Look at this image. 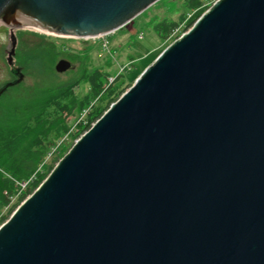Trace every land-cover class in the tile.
<instances>
[{
    "label": "water",
    "instance_id": "obj_1",
    "mask_svg": "<svg viewBox=\"0 0 264 264\" xmlns=\"http://www.w3.org/2000/svg\"><path fill=\"white\" fill-rule=\"evenodd\" d=\"M155 1L0 0V23L90 37ZM0 264H264V0L162 48L0 223Z\"/></svg>",
    "mask_w": 264,
    "mask_h": 264
},
{
    "label": "trees",
    "instance_id": "obj_2",
    "mask_svg": "<svg viewBox=\"0 0 264 264\" xmlns=\"http://www.w3.org/2000/svg\"><path fill=\"white\" fill-rule=\"evenodd\" d=\"M203 2L204 0H184L185 9L179 13L177 19L164 16L153 23L155 33L165 39L183 20L187 9H196ZM14 36L17 46L12 51L21 65L35 62L53 71L58 57L69 59L71 64L78 60L79 53L58 46L55 40L44 32L18 29ZM30 36L33 37L32 40ZM8 71L12 78L14 70L9 68ZM139 72L132 78L127 77L124 72H119L109 80L108 70L101 66L89 67L84 64L65 80L36 87L28 95L19 98L7 101L2 99L0 211L9 204L11 195L16 194V199L10 203L8 212L0 215V223L39 184L71 146L60 141L61 137L67 133L80 135L89 128L125 89L122 85L125 79L129 86ZM84 84L88 88L81 93L77 88ZM70 116H73L72 121ZM48 154L51 156L46 162ZM30 177L27 186L19 191V182Z\"/></svg>",
    "mask_w": 264,
    "mask_h": 264
},
{
    "label": "rangeland",
    "instance_id": "obj_3",
    "mask_svg": "<svg viewBox=\"0 0 264 264\" xmlns=\"http://www.w3.org/2000/svg\"><path fill=\"white\" fill-rule=\"evenodd\" d=\"M212 2L213 0H204L200 7L187 9L183 20L165 39H161L155 33L153 23L164 16L177 19L179 13L185 9L184 0H156L121 27L90 37L57 35L34 27L15 28L0 23V94H3L0 96V102L2 99L7 101L28 95L36 87L65 80L84 64L89 67H103L110 72L109 79L119 72H124L127 77L132 78L149 64L167 43L185 31ZM18 29H32L48 34L58 46L79 53L78 60L64 71L55 69L51 71L35 62L21 65L12 51L17 46L14 35ZM30 38L33 39L31 36ZM9 68L14 70L12 78L9 75ZM122 85L126 89L128 81L125 79ZM87 88L88 86L84 84L77 90L83 93ZM69 119L72 121L73 116ZM78 136L67 133L61 137L60 141L70 146ZM47 156L46 162L50 160L51 155ZM15 199L16 194L10 196L9 204L1 209L0 215L8 212L10 203Z\"/></svg>",
    "mask_w": 264,
    "mask_h": 264
},
{
    "label": "built area",
    "instance_id": "obj_4",
    "mask_svg": "<svg viewBox=\"0 0 264 264\" xmlns=\"http://www.w3.org/2000/svg\"><path fill=\"white\" fill-rule=\"evenodd\" d=\"M112 79H113V78H112ZM112 79H109V80H112ZM29 180H31V177H30L29 179H27V180H24V181L19 182V186H20L19 191H21L22 189H24V188L27 186V182H28Z\"/></svg>",
    "mask_w": 264,
    "mask_h": 264
}]
</instances>
